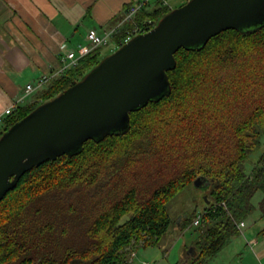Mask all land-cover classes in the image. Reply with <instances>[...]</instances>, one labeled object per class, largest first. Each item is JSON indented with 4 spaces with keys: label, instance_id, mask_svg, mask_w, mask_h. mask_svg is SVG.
Wrapping results in <instances>:
<instances>
[{
    "label": "trees",
    "instance_id": "trees-1",
    "mask_svg": "<svg viewBox=\"0 0 264 264\" xmlns=\"http://www.w3.org/2000/svg\"><path fill=\"white\" fill-rule=\"evenodd\" d=\"M177 7L156 0L142 8L114 35L118 47L134 27L147 32ZM109 54L97 48L52 79L37 102L8 117L0 137ZM176 58L170 93L132 111L126 131L35 166L5 195L0 264H128L134 245L156 246L174 224L183 230L193 222L195 215L174 219L169 203L198 177L211 187L198 232L176 264H209L245 235L246 225L237 222L264 211V149L246 167L264 137V23L223 30L200 48H181Z\"/></svg>",
    "mask_w": 264,
    "mask_h": 264
},
{
    "label": "water",
    "instance_id": "water-1",
    "mask_svg": "<svg viewBox=\"0 0 264 264\" xmlns=\"http://www.w3.org/2000/svg\"><path fill=\"white\" fill-rule=\"evenodd\" d=\"M263 23L264 0H189L136 34L1 135L0 201L35 166L76 153L89 139L126 131L132 111L170 93L168 72L181 48H200L223 30ZM194 185L209 190L211 180L198 177Z\"/></svg>",
    "mask_w": 264,
    "mask_h": 264
},
{
    "label": "crops",
    "instance_id": "crops-1",
    "mask_svg": "<svg viewBox=\"0 0 264 264\" xmlns=\"http://www.w3.org/2000/svg\"><path fill=\"white\" fill-rule=\"evenodd\" d=\"M137 1L0 0V110L24 96L21 107L37 102L40 92L48 85L36 87L38 79L56 73L63 64L64 53L85 44L90 29L104 33L126 26L127 10ZM155 1L150 0L147 5H154ZM117 48L113 37L101 47V55ZM29 84L35 87L31 92L26 90ZM259 196L261 201L263 194ZM250 219H259V225L255 221L256 227L250 229L249 236L246 231ZM250 219L246 221L245 235H241L246 246L245 252L240 253V263L264 264V211L257 208ZM248 240L257 243L251 248ZM237 245L234 239L229 242L225 253L228 258L238 253Z\"/></svg>",
    "mask_w": 264,
    "mask_h": 264
},
{
    "label": "rangeland",
    "instance_id": "rangeland-1",
    "mask_svg": "<svg viewBox=\"0 0 264 264\" xmlns=\"http://www.w3.org/2000/svg\"><path fill=\"white\" fill-rule=\"evenodd\" d=\"M168 1L170 2V5L174 7L180 6L184 3V0H174L175 4L174 2L172 3L171 0ZM263 149L264 137L262 145L250 154L246 162L247 170L252 169L254 163L257 161ZM203 185L204 181L201 182V186ZM207 194H209V191H207L204 187H197L194 184L184 187L182 191H180L177 196H175L170 201V214L174 219H178L179 222H181L182 218H185L186 214L195 215L196 211L202 210L204 208L203 199H206L205 196ZM261 194L262 193L258 192L254 197V204L256 206L260 202L258 197H260L259 195ZM255 221H257V225H259V219H250V225L246 231L249 236L250 233H252L250 229H254L256 227ZM191 224L192 222L187 224L186 227H188L183 230H180L176 227L177 225L174 224V226L163 236L160 243L156 246L144 247L141 246L142 244L134 245L129 249L128 264H141L146 262H148L149 264H176L178 262H181L184 258V252L187 250V245L191 246V243L198 232L197 227L200 225L199 224L198 226H193ZM262 226H264V224ZM233 239L236 242L238 241V253L234 254L231 258H228L225 254L229 247L228 243L210 261L209 264H241L240 253L245 252V240L242 236H237ZM190 250L191 248H189L188 251Z\"/></svg>",
    "mask_w": 264,
    "mask_h": 264
},
{
    "label": "built area",
    "instance_id": "built-area-1",
    "mask_svg": "<svg viewBox=\"0 0 264 264\" xmlns=\"http://www.w3.org/2000/svg\"><path fill=\"white\" fill-rule=\"evenodd\" d=\"M164 4H170L168 0H162ZM150 0H138L136 4L131 5L126 13V20H132L135 15L147 4H149ZM120 30V27H117L115 29H112L110 31L100 33L97 29L92 28L88 31L86 39L87 42L85 44L79 45L77 48L70 49L66 51L62 57L63 64L60 66L58 71L56 73L51 74H45L42 77L38 79L36 87H43L46 86L47 83L51 79H54L55 77H58L59 75L64 74V72L69 69L76 67L80 60L96 50L97 48L106 46L110 40L114 37L116 33ZM142 27H134L124 38V42L129 41L132 37H134L136 34L141 33ZM35 87L32 84H29L27 86V92H31ZM25 100V96L21 97L12 105L9 107H6L5 109L0 110V129L2 128L5 121L8 119L10 115H12L21 105V103ZM223 206L227 207L226 203L223 201L221 203ZM204 211L198 210L196 211V214L193 218V222L191 225L198 226L203 218ZM237 225L239 228H243L246 225L245 221H239L237 222ZM257 243V240L250 241L248 240V245L253 248V245ZM141 264H149L141 263Z\"/></svg>",
    "mask_w": 264,
    "mask_h": 264
}]
</instances>
